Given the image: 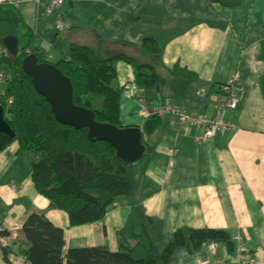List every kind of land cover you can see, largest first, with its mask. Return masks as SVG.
Here are the masks:
<instances>
[{"label":"crops","instance_id":"1","mask_svg":"<svg viewBox=\"0 0 264 264\" xmlns=\"http://www.w3.org/2000/svg\"><path fill=\"white\" fill-rule=\"evenodd\" d=\"M9 9L35 32L34 48L52 65L76 45L104 59L121 55L154 69L142 47L146 39L156 41L164 68L155 72L165 80L158 92L146 94L137 85L134 67L115 64L122 127L142 131L147 118L139 115V100L150 114L170 107L212 119L218 115L221 86L236 83L245 98L225 115L232 128L202 145L194 138L203 129L162 116L152 154L127 169L132 196L115 202L102 222L90 226L67 229L66 216L52 210L33 187L32 156L18 155V145L12 144L0 153V233L45 212L64 230V257L68 250L83 248L116 253V231L136 208L151 221L150 236L159 251L178 230L225 236L196 254L178 251L173 264H248L250 259L264 264V0H242L234 9L210 0H66L50 17L25 3L16 9L0 7V23L15 21ZM59 23L63 28L57 34ZM239 246L248 253L240 255ZM26 249L20 231L6 253L9 263L26 264ZM0 264H7L1 247Z\"/></svg>","mask_w":264,"mask_h":264},{"label":"trees","instance_id":"2","mask_svg":"<svg viewBox=\"0 0 264 264\" xmlns=\"http://www.w3.org/2000/svg\"><path fill=\"white\" fill-rule=\"evenodd\" d=\"M1 7H8L6 5ZM13 27L19 42V52L11 56L0 35V102L4 120L14 133L10 139L0 134V153L18 145V155L33 158L31 182L52 210L67 218V229L102 222L108 209L117 201L129 198L133 189L128 175L129 164L116 157L107 143L90 140L86 129L75 130L56 122L50 106L35 91L31 79L23 72L22 62L29 54L44 57L34 48L35 32L29 29L16 10ZM143 52L153 58V67L117 56L104 59L88 47L71 45L63 59L54 66L70 80L75 106L95 114V121L121 128L120 102L122 91L114 87L117 79L115 64L124 61L137 72L138 87L150 94L158 92L165 80L155 69L164 68L161 50L153 39H146ZM162 119L152 115L142 127L145 156L154 150L153 138L159 133ZM53 182L47 188V183ZM151 221L133 209L126 226L116 231L118 252L106 248H65L64 230L53 225L45 212L28 216L21 233L27 244L26 264H173L176 253H199L203 246L224 239L223 233L210 230H178L162 250L155 246L149 232ZM9 232L0 233V237ZM4 252L7 260L6 249Z\"/></svg>","mask_w":264,"mask_h":264},{"label":"water","instance_id":"3","mask_svg":"<svg viewBox=\"0 0 264 264\" xmlns=\"http://www.w3.org/2000/svg\"><path fill=\"white\" fill-rule=\"evenodd\" d=\"M210 1L224 8L234 9L242 0ZM262 45L264 47V43ZM3 46L13 57L19 52V44L15 37L4 38ZM262 60L264 61V57ZM22 70L31 79L37 94L50 106L57 123L75 130L86 129L90 140L109 144L115 151L116 157L129 165L144 158L145 148L140 128H116L97 123L93 112L74 105L72 84L54 65L47 62L39 63L37 55L31 53L23 60ZM262 89L264 93V79ZM0 134L10 139L14 138V133L4 120V107L1 102Z\"/></svg>","mask_w":264,"mask_h":264},{"label":"built area","instance_id":"4","mask_svg":"<svg viewBox=\"0 0 264 264\" xmlns=\"http://www.w3.org/2000/svg\"><path fill=\"white\" fill-rule=\"evenodd\" d=\"M42 0H0V7L7 4L11 5H20L25 3H33L36 6H42L44 13L47 15L56 13L60 8L63 7L66 0H47L48 4L41 3ZM62 24H58L57 34L62 31ZM245 92L244 90L235 84L224 85L220 87L219 96H218V115L215 118L199 117L197 115H190L182 110H173L170 107L167 109H160L156 112L150 114L145 108V104L142 100H139V115L143 118H149L152 115H157L159 118H162L166 113L172 116H175L178 124L181 126H190L203 129L202 133H199L194 138V143L196 145H202L209 142L217 134H223L228 132L232 125L226 121L225 115L228 111H234L237 107L244 101ZM173 110V111H172ZM13 191L14 186H13ZM22 227H15L10 232L9 235L0 237V247L8 250L11 242L17 238V233L20 232ZM215 245H211V249H215ZM248 253V250L245 247L239 246V254L245 255ZM248 264H253V261L250 259Z\"/></svg>","mask_w":264,"mask_h":264},{"label":"rangeland","instance_id":"5","mask_svg":"<svg viewBox=\"0 0 264 264\" xmlns=\"http://www.w3.org/2000/svg\"><path fill=\"white\" fill-rule=\"evenodd\" d=\"M30 3V2H29ZM41 3H45V4H48L47 3V0H42L41 1ZM31 4H33V3H31ZM7 6L8 7H10V8H12V9H16V7H19V5L18 4H16V5H11V4H7ZM36 6V5H35ZM36 7H38V6H36ZM38 8H41L42 10H43V7L42 6H39ZM61 9V8H60ZM59 9V10H60ZM58 10V11H59ZM57 11V12H58ZM56 12V13H57ZM43 13H44V10H43ZM56 13H53V14H50V15H47V14H45L47 17H50V16H53L54 14H56ZM27 26V25H26ZM28 28H29V26H27ZM29 29H31V28H29ZM0 32H2L3 34H5V35H3L4 36V38H6V37H11L12 35L13 36H15V29H14V27H13V25H11V24H8V23H6V24H2V23H0ZM11 35V36H10ZM6 36V37H5ZM18 44H19V42H18ZM33 46H35L36 45V41L34 42L33 41V44H32ZM44 61H45V59H44ZM129 167H131V165L129 166Z\"/></svg>","mask_w":264,"mask_h":264}]
</instances>
